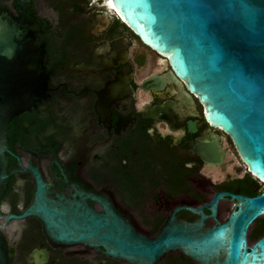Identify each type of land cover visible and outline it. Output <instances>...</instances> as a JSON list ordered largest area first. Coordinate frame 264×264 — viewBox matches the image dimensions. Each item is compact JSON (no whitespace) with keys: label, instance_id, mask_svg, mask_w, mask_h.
Listing matches in <instances>:
<instances>
[{"label":"flooded vegetation","instance_id":"1","mask_svg":"<svg viewBox=\"0 0 264 264\" xmlns=\"http://www.w3.org/2000/svg\"><path fill=\"white\" fill-rule=\"evenodd\" d=\"M106 2L0 0V14L22 16L33 50H44L47 75L44 96L8 123L7 188L0 198L8 264H132L83 244H52L35 217L10 218L30 206L35 174L48 199L80 201L98 213L109 206L150 237L170 218L203 217L205 227L216 226L236 205L229 195L264 191L231 138L205 119L196 96L170 80L165 59ZM260 219L249 241L264 233L251 237ZM156 264L195 263L173 252Z\"/></svg>","mask_w":264,"mask_h":264},{"label":"water","instance_id":"2","mask_svg":"<svg viewBox=\"0 0 264 264\" xmlns=\"http://www.w3.org/2000/svg\"><path fill=\"white\" fill-rule=\"evenodd\" d=\"M107 7L165 59L167 76L203 105L205 119L230 138L236 153L264 183V0H107ZM23 17L0 14V198L7 188V128L46 90L44 50L34 51ZM30 206L52 244H83L132 264H156L181 252L195 264H264V233L248 234L264 218V191L236 201L225 221L170 218L154 237L132 227L111 207L95 212L80 201H53L38 175ZM218 194L211 205L212 216ZM0 264H8L0 234Z\"/></svg>","mask_w":264,"mask_h":264},{"label":"trees","instance_id":"3","mask_svg":"<svg viewBox=\"0 0 264 264\" xmlns=\"http://www.w3.org/2000/svg\"><path fill=\"white\" fill-rule=\"evenodd\" d=\"M263 229H264V218L260 219L257 222V226L253 229L251 233V237L257 238L262 233Z\"/></svg>","mask_w":264,"mask_h":264},{"label":"rangeland","instance_id":"4","mask_svg":"<svg viewBox=\"0 0 264 264\" xmlns=\"http://www.w3.org/2000/svg\"><path fill=\"white\" fill-rule=\"evenodd\" d=\"M111 14V13H110ZM112 17V16H111ZM113 18V17H112ZM119 22V21H118ZM119 24H121L120 22H119ZM127 34H128V36L132 39V36L129 34V32H127ZM160 62V61H159ZM164 62V61H163ZM165 63V62H164ZM155 66V68H159V67H161L162 66V63L161 64H153L151 67H149V68H147V70H145V72H143V74H146V73H148V72H150L153 68L152 67H154ZM165 66H167L166 64H165ZM167 68V67H166ZM253 241L254 240H251V238H250V243H253Z\"/></svg>","mask_w":264,"mask_h":264},{"label":"clouds","instance_id":"5","mask_svg":"<svg viewBox=\"0 0 264 264\" xmlns=\"http://www.w3.org/2000/svg\"><path fill=\"white\" fill-rule=\"evenodd\" d=\"M175 135H176V136H181V135H183V132H182V131H177V132L175 133Z\"/></svg>","mask_w":264,"mask_h":264},{"label":"built area","instance_id":"6","mask_svg":"<svg viewBox=\"0 0 264 264\" xmlns=\"http://www.w3.org/2000/svg\"><path fill=\"white\" fill-rule=\"evenodd\" d=\"M114 15L117 16L116 13H114Z\"/></svg>","mask_w":264,"mask_h":264},{"label":"bare ground","instance_id":"7","mask_svg":"<svg viewBox=\"0 0 264 264\" xmlns=\"http://www.w3.org/2000/svg\"><path fill=\"white\" fill-rule=\"evenodd\" d=\"M108 2H109V0H108Z\"/></svg>","mask_w":264,"mask_h":264}]
</instances>
